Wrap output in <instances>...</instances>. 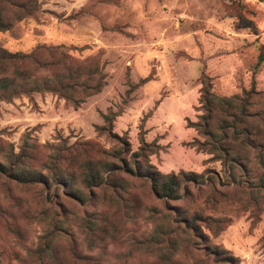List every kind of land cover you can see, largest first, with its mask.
I'll return each instance as SVG.
<instances>
[{
  "label": "rangeland",
  "instance_id": "obj_1",
  "mask_svg": "<svg viewBox=\"0 0 264 264\" xmlns=\"http://www.w3.org/2000/svg\"><path fill=\"white\" fill-rule=\"evenodd\" d=\"M38 1L37 17L0 34L2 45L16 52L29 51L36 43L65 44L81 49L73 53L80 59L102 50L105 86L76 109L50 94L34 95L32 102L25 97L0 102V130L5 139L17 146L21 136L31 132L41 144L91 140L110 149L114 144L98 135L95 126L112 110L118 112L114 132L128 140L132 151L139 150L138 134L144 132L152 146L148 160L160 173L208 170L222 175L219 163L204 162L209 156L188 145L195 132L186 124L196 119L202 72L218 96L238 94L251 86L264 91V59L258 61L264 52V5L257 0ZM232 2L246 5L242 12L253 21L256 35L243 27L246 22L235 15L239 11L233 8L228 13L226 6ZM259 104L264 107V100ZM250 167L253 181L264 179V169L253 157ZM128 183L124 205L104 201L101 194L86 207L62 200L67 206L64 228L84 254L98 257L103 264H154L157 253L143 242L159 226L180 233L177 217L183 208H190L229 221L217 235L202 228L207 239L180 247L173 257L177 264H199L204 259L203 245L225 249L237 264H264V203L254 219L250 208L235 204L209 208L207 193L195 202L164 203L142 181L129 178ZM216 189L225 190L218 185ZM47 206L37 190L0 182V264L27 261L28 250L36 247L51 220H61ZM86 212L96 217L106 213L115 226L109 232L116 239L109 238L104 248L89 249L81 229ZM69 242L61 237L64 246Z\"/></svg>",
  "mask_w": 264,
  "mask_h": 264
},
{
  "label": "trees",
  "instance_id": "obj_2",
  "mask_svg": "<svg viewBox=\"0 0 264 264\" xmlns=\"http://www.w3.org/2000/svg\"><path fill=\"white\" fill-rule=\"evenodd\" d=\"M257 1L264 3V0ZM226 9L228 13L239 11L235 15L246 22L243 27L257 34L253 21L244 17L245 4L232 2ZM39 10L38 0H0V34L11 32L17 23L35 19ZM79 50L65 44L36 43L29 51L11 52L0 42V102L10 103L21 97L32 102L34 95L50 94L76 109L86 98L101 93L105 86L102 50L82 59L73 54ZM263 59L262 51L258 61ZM199 82V98L194 108L196 119L186 124L195 132L188 145L197 153L209 156L204 162L219 163L222 175L208 170L200 174L160 173L148 160L152 146L145 141L144 132L138 134L139 150L132 151L128 140L114 132L118 112L112 110L102 115L100 126H95L98 135H105L114 144L110 149L91 140L70 144L60 139L57 143L41 144L31 132L24 133L15 146L0 130L1 184L37 190L49 204L48 211L61 215L60 221L51 220L36 247L28 250L27 261L19 259V264H103L98 257L84 254L73 234L65 230L67 206L62 200L86 207L99 200L101 194L104 201L125 204L129 178L147 184L153 197L164 203L189 199L195 202L207 193L212 195L205 200L209 208L224 202L235 204L243 210L250 208L256 219L264 203V179L253 181L250 165L253 157L264 169V107L259 104L264 100V91L251 86L238 94L218 96L204 72ZM217 185L224 192L217 190ZM193 189L196 194L192 193ZM105 214L96 217L86 212L82 216L81 229L89 249L104 248L109 238L116 239L109 232L115 226ZM177 218L176 222L181 224L179 231L182 228L180 233L165 231L159 226L143 242L149 251L157 253L154 264H177L173 257L180 247L184 249L207 239L204 228L217 235L229 221L203 216L198 209L191 212L190 208H183ZM63 236L70 240L67 247L61 243ZM201 251L204 259L199 264L209 261L237 264L223 248L203 245Z\"/></svg>",
  "mask_w": 264,
  "mask_h": 264
},
{
  "label": "crops",
  "instance_id": "obj_3",
  "mask_svg": "<svg viewBox=\"0 0 264 264\" xmlns=\"http://www.w3.org/2000/svg\"><path fill=\"white\" fill-rule=\"evenodd\" d=\"M259 5H260V6H261V5H264V3H260V2H259Z\"/></svg>",
  "mask_w": 264,
  "mask_h": 264
}]
</instances>
